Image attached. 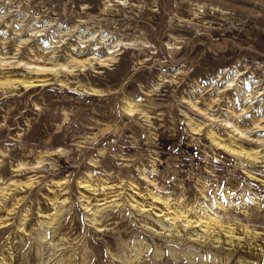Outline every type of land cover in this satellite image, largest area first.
Segmentation results:
<instances>
[{
	"label": "rangeland",
	"instance_id": "1",
	"mask_svg": "<svg viewBox=\"0 0 264 264\" xmlns=\"http://www.w3.org/2000/svg\"><path fill=\"white\" fill-rule=\"evenodd\" d=\"M0 264H264V0H0Z\"/></svg>",
	"mask_w": 264,
	"mask_h": 264
}]
</instances>
